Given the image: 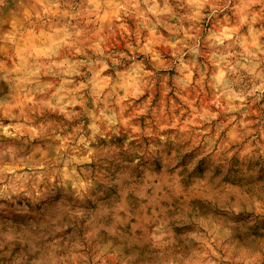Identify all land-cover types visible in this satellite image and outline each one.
<instances>
[{
  "label": "clouds",
  "instance_id": "1",
  "mask_svg": "<svg viewBox=\"0 0 264 264\" xmlns=\"http://www.w3.org/2000/svg\"><path fill=\"white\" fill-rule=\"evenodd\" d=\"M0 264H264V0H0Z\"/></svg>",
  "mask_w": 264,
  "mask_h": 264
}]
</instances>
